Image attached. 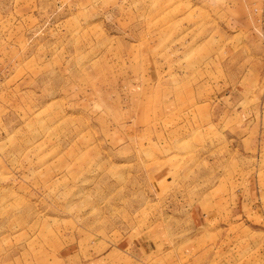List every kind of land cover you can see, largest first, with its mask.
Returning <instances> with one entry per match:
<instances>
[{"label": "rangeland", "instance_id": "rangeland-1", "mask_svg": "<svg viewBox=\"0 0 264 264\" xmlns=\"http://www.w3.org/2000/svg\"><path fill=\"white\" fill-rule=\"evenodd\" d=\"M0 264H264V0H0Z\"/></svg>", "mask_w": 264, "mask_h": 264}]
</instances>
